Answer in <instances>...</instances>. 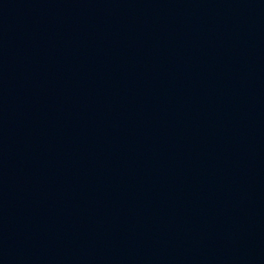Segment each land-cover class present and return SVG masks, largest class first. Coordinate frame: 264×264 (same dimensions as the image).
<instances>
[{"label":"water","instance_id":"obj_1","mask_svg":"<svg viewBox=\"0 0 264 264\" xmlns=\"http://www.w3.org/2000/svg\"><path fill=\"white\" fill-rule=\"evenodd\" d=\"M0 264H264V0H0Z\"/></svg>","mask_w":264,"mask_h":264}]
</instances>
